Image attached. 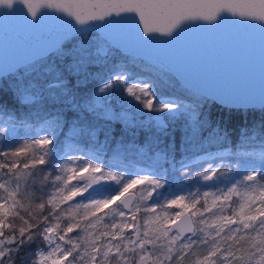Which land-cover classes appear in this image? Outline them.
Instances as JSON below:
<instances>
[{
    "label": "snow or ice",
    "instance_id": "obj_1",
    "mask_svg": "<svg viewBox=\"0 0 264 264\" xmlns=\"http://www.w3.org/2000/svg\"><path fill=\"white\" fill-rule=\"evenodd\" d=\"M49 13L63 31L40 51L54 47L65 69L29 80L40 61L18 68L16 54L31 40L0 61V264H264V117L232 144L204 111L264 110V89L217 87L140 54L222 19L264 27V0H0V18L29 36ZM181 81L188 95L167 90Z\"/></svg>",
    "mask_w": 264,
    "mask_h": 264
},
{
    "label": "water",
    "instance_id": "obj_2",
    "mask_svg": "<svg viewBox=\"0 0 264 264\" xmlns=\"http://www.w3.org/2000/svg\"><path fill=\"white\" fill-rule=\"evenodd\" d=\"M61 15L49 13L42 34L30 36L24 33L19 20L0 18V61L6 59L21 41L31 40V45L23 43L19 48L16 54L18 68L55 50L49 47L42 53L40 46L51 45L62 35V22L56 18ZM140 54L169 63L174 70L217 87L250 89L257 95L264 89V27L259 25L237 26L222 19L218 26L187 28L175 42L157 45ZM248 107L261 105L257 100Z\"/></svg>",
    "mask_w": 264,
    "mask_h": 264
},
{
    "label": "trees",
    "instance_id": "obj_3",
    "mask_svg": "<svg viewBox=\"0 0 264 264\" xmlns=\"http://www.w3.org/2000/svg\"><path fill=\"white\" fill-rule=\"evenodd\" d=\"M89 40H94L91 37L90 38H79L76 37L74 38V40L70 43H68V45H71L72 48H76L79 47L83 44H85V42L89 41ZM64 52H67L68 49L67 48H63ZM121 57L117 56V59H120ZM39 60L40 63L36 64V67L40 70L35 74V79H33V77L31 75H29L27 78L29 80H32L33 83H43L45 78L47 77V79L52 80L54 78V76L57 74L56 69H65L67 67V60L65 57L57 55L56 54V50L48 53L47 55L40 57L36 60H33L31 62H35ZM23 66L19 67V68H23ZM49 69H52V71H49ZM15 71V70H14ZM29 72L31 71L30 69L28 70ZM89 71H93V69H89ZM17 74H19L17 72ZM8 74H6L5 76H7ZM93 86V83L89 84V89ZM168 91H175L178 95H188V93L185 92L184 86H182L180 83H174L170 86H168ZM82 94V93H80ZM5 99L9 100V104H11V100L10 97H5ZM60 105H57V108H59ZM250 109H252L251 111H248L247 109L241 113L239 111H232L230 110V107L227 106H223L216 103H212L209 102L206 106L204 111L206 113H210L211 115V121L213 123V125L215 124H219L221 126V128H227L231 138H232V144H235L236 142V136L238 134V129L241 127L242 124H246V125H253V124H257L259 123L260 119L262 117H264V110H262L261 107H248ZM49 110L50 111H54V109L51 108V104H49ZM101 126L104 127H108L107 125H104L103 122L101 121ZM180 125H174L175 129H179ZM117 131H119V129L117 128ZM170 136L172 135V130L170 129ZM176 140L177 142L180 141V136L177 134L176 135ZM124 139L126 141H132V137L126 136L124 137ZM138 144L135 143H128L127 147L130 150L129 155L130 156H134L135 153V149L138 147ZM231 147V145H229ZM203 147L205 148H210V145L208 144L207 141H204L203 143ZM180 150L183 151L184 150V146L183 144L180 145ZM193 150H196V147L193 148Z\"/></svg>",
    "mask_w": 264,
    "mask_h": 264
},
{
    "label": "rangeland",
    "instance_id": "obj_4",
    "mask_svg": "<svg viewBox=\"0 0 264 264\" xmlns=\"http://www.w3.org/2000/svg\"><path fill=\"white\" fill-rule=\"evenodd\" d=\"M100 35L101 34L97 30H93L90 33H84V34L76 33V34H73V36H69L66 39H64V41L61 44V47H63V45H66V44L72 42L74 40V38H76V37H79V38H90L91 37L92 39L95 40ZM145 58L148 59V60H150V61L160 62V61H158L156 59H153V58H149V57H145ZM180 84L182 86H184V84L182 82H180Z\"/></svg>",
    "mask_w": 264,
    "mask_h": 264
}]
</instances>
